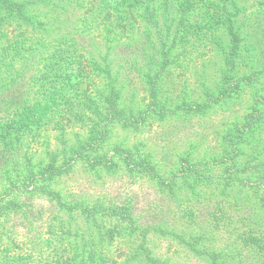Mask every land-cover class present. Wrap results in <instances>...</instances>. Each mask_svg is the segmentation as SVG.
I'll use <instances>...</instances> for the list:
<instances>
[{
    "label": "trees",
    "instance_id": "trees-1",
    "mask_svg": "<svg viewBox=\"0 0 264 264\" xmlns=\"http://www.w3.org/2000/svg\"><path fill=\"white\" fill-rule=\"evenodd\" d=\"M24 1L29 2L31 0ZM37 1L42 6H49L53 10L61 8L58 6L57 0ZM76 1L79 9H76L75 6L68 7L66 5L61 8L64 10L52 13L47 23L42 19L37 21L36 17L32 15L36 13H27L23 0H0V15L3 23L13 26L14 21L23 20L24 24H27L25 28L30 25L33 29H38L42 35L40 43L38 42V47L41 48L42 52L54 48L51 49V51L53 50L52 53L47 54L44 59V68L39 85L33 82L32 76L28 73H31L33 66L38 63L37 55L40 53L18 54L17 49L23 47V43L19 39L13 45L11 42L9 47L1 50L4 60L5 52L9 53L8 56H11V59L9 64L5 61L0 64V105H2L0 115L3 117L11 114V112H16L18 117L13 121L15 124L14 131L11 133L10 142L7 143L8 148L3 147L0 141V183L4 184V190L0 191V194L10 196L12 193L17 194L20 191L19 194H24L27 198V201L22 202L14 199L18 201L20 210L23 212L22 220L15 223L14 226L15 228L23 227L27 230L28 257L24 264H37L36 259L50 256L47 255L48 247L53 239L47 235L49 230H45L44 224L41 225L39 221L46 212H52L53 206L45 204L42 201L43 198L51 199L53 205H57L59 209H63L65 212L69 211L74 218L73 221L64 218L60 221L64 223L61 227V233L65 234L64 239H69L68 243L72 247L57 250L55 256L61 264H264V205L246 195L250 188L247 185H244L240 190L245 194L242 199H239L235 204L231 203V210L224 212V219L219 224L218 229L205 227L200 230L202 234L199 237L206 236L211 241H215L213 246L203 249L197 243L190 241L191 237L187 238L188 233L185 229H191L192 225H186L180 221L179 218L184 217V214L177 215L184 211L180 204L182 199L179 198L183 193L182 191L196 193L198 190L195 189V186H190V184L179 185L178 182H172L171 185L162 187V177L156 170L154 171V168L151 167L154 166L153 163L146 158L136 163L142 165L143 168H127V170L132 172L137 170L135 173L141 175L138 179L152 174L156 180L154 181V189L165 192L173 198L164 202L157 200L155 210L145 214L143 212H146V208H136L133 203L107 205L103 200L96 199L88 204L84 203L83 200L72 204L58 199L47 186L40 187L37 185L39 181H55L63 173L69 171L77 161L89 165V162L96 161L98 158L101 161L106 160L103 159L104 154H106L102 150L103 146L97 144L100 142L99 137H103L105 134L101 127L106 129L108 121L97 118L94 126L86 134L75 128V124L78 122L87 123L89 120H95L96 116H102L104 111L113 110L114 115L118 116L115 117L116 119H120L124 124L126 121L129 122L125 125L138 126L139 121L143 122L145 116L150 118L160 113L163 118H167L171 113L176 114L178 107L184 115H197L207 110H204V104H210L211 101L212 103L228 102L236 95L234 92L228 96L222 95L219 91L218 93H210L209 88L205 87V91L203 90L205 97L197 104L183 100L175 109L168 107L160 98L163 90L162 80L168 77L167 73L172 66L181 61L180 54L176 53L175 47L183 39L190 18L198 17L201 23L202 19L206 17V14L198 9L203 0H198V3L197 0ZM209 3L210 8L207 13H210L211 20H216L218 23L217 45L221 53L218 61L219 89L225 85L229 86L227 92H231L234 88L242 89L241 80L248 78V84L257 85L258 83L261 84V81L264 84V8H260L255 17L248 18L246 11L237 0H210ZM19 9L22 14L16 13ZM174 16L177 19L175 23H172L171 19ZM240 20H246L248 23L241 27ZM169 22L173 24L174 29L165 35V26ZM136 23L143 26L146 33L140 28L144 39H142L140 46L135 44L132 51L148 49L156 53L157 61L155 66H152L151 72L155 75V86H162L158 88L160 91L157 93V98L152 102L154 107L151 112L147 105L143 108L131 106L130 109L121 105V95L117 88L118 79L114 75L111 63H108L106 59L100 62L101 60L87 55V46L84 45L85 38L82 36L89 37L95 33L103 34L104 44L108 48L106 53H129L131 50L124 44V39L134 33ZM7 39L10 38L7 37ZM148 52L150 53V51ZM244 60L245 65L251 68L252 72L248 75L239 76L240 63ZM3 63L7 67L3 68ZM6 73L8 74L6 75ZM3 79L7 80L1 83ZM95 87L98 89L106 87V89L101 90L103 92L101 97H96L90 92ZM116 91L117 94H115ZM213 95H217V98L214 99ZM104 97L105 102L111 100L108 105H103ZM254 101L264 105V95H258ZM212 105L210 104L209 107ZM86 106L87 113L85 115ZM254 108L255 104H252L245 120L254 114L252 112ZM90 110H93L92 112L96 116L92 115ZM96 110L98 114L95 113ZM262 118L258 117L254 126L249 128L251 133L249 132L250 135L245 140L240 143L234 141L235 148L226 151L227 155H221L215 159L214 163L228 162L234 169L246 171L249 166L246 165V162H240L243 145L245 142H249L251 135L255 139V144L259 143L258 135L264 126V118ZM64 120L66 122L63 125ZM236 124L238 126L242 123ZM56 128L57 131L58 129L59 131L62 129V131L56 132ZM234 129L231 128L232 131ZM68 132H72L75 135V140L77 137V141L73 140L72 142L70 139L62 138L68 156V159L65 160L60 135L66 137ZM52 133L53 139L59 137L62 156L57 154L55 148L52 147ZM227 134L223 136L225 142L227 141ZM44 144L46 147L41 150L40 148ZM121 149L123 150L122 147ZM85 151L88 152L85 153ZM125 152L127 154L133 153L129 149ZM130 158L129 155L127 159ZM187 160L185 163L191 165L192 163ZM254 162L250 167L256 168L260 165L256 170L264 172V150L259 152ZM200 164H205V162ZM98 165L103 169L110 167L111 170H117V164L114 161L109 165ZM195 167L189 166L187 169ZM18 170L24 173L19 175L20 178H16L19 174ZM261 179L264 182V178L258 177V181ZM250 182L257 181L251 179ZM41 188L45 194H42ZM223 190L224 188H222ZM23 202H25V206H23ZM161 203L163 205L160 207ZM188 204L187 206H190ZM34 210H38L40 213L34 214ZM139 212L142 213L137 215ZM153 214L154 219H157L154 223H142L139 219L149 218ZM221 214L223 216V210ZM38 215L41 217L39 218ZM195 216L199 217L200 214L196 212ZM56 218H59L58 221L60 220L59 216ZM78 218L85 220L86 225H81ZM76 219L78 221H75ZM238 223L242 225H237ZM252 223L255 224L256 230L261 233V237L258 238L259 244L256 247H251L254 245L250 243L255 242L254 244H256L258 240H252L247 244L244 235L246 233L245 227ZM165 225L168 228H165ZM154 231L178 239L189 249L188 252L193 253L191 259L195 258L196 260H190V256H182L178 262L171 263L169 259L155 255L153 249L146 243L148 235ZM10 241L15 244V236ZM72 243L75 244L72 245ZM245 244L248 248L245 247ZM71 258H73V262ZM3 264L17 263L10 259Z\"/></svg>",
    "mask_w": 264,
    "mask_h": 264
},
{
    "label": "rangeland",
    "instance_id": "rangeland-1",
    "mask_svg": "<svg viewBox=\"0 0 264 264\" xmlns=\"http://www.w3.org/2000/svg\"><path fill=\"white\" fill-rule=\"evenodd\" d=\"M237 1L246 11L247 16H249L248 18L255 17L257 11H260V8H264V0ZM209 2L210 0L200 2L198 9L206 14L205 19L203 18L200 23L198 17L190 18L183 39L175 47L176 53L180 54L181 61L179 64L173 65L167 73L168 77L162 80L163 90L161 91L160 98L168 107L175 109L183 100L190 101L191 104H197L198 101L205 97L203 92V90L205 91V87L209 88L210 93H218L219 91L225 96L234 92L236 94L235 97L228 102L212 103L211 101L210 104H213V107H209L210 104H204V110L207 109V112L205 111L197 115H184L178 107L177 113H171L167 118H163L160 113L150 118L145 116L143 122L139 121L138 126L125 125L129 124V122L126 121L124 124L120 119H116L115 117L118 116L114 115L113 110L104 111L105 113L102 116H96L92 112L93 110H90L92 115L96 116L95 120H89L87 123L84 121L78 122L75 124V128L86 134L94 126L97 118H103L104 121H108L106 129L101 127L105 131V134L103 137H99L100 142L97 144L103 146L102 150L106 153L103 159L106 160L101 161L98 158L96 161L92 160L89 162V165L82 161L73 162L74 165L69 171L63 173L55 181H39L37 185L40 187L47 186L58 199L60 198L72 204L77 201L81 202V200L88 204L94 202L96 199L103 200L107 205L133 203L136 208H146V212H143L145 214L151 210H155L157 200L164 202L173 198L165 192L154 189V181L156 180H154L152 174L138 179L141 175H137V172L135 173L137 170H134V172L127 170V168H143L142 165H137L136 163L146 158L153 163L154 166L151 167L154 168V171L156 170L162 177V187L171 185L172 182H178L179 185L190 184V186H195V189L198 190L196 193L182 191L183 193L179 196L182 199L180 204L186 212L182 211L177 215L184 214V217L179 218L180 221L186 225H192L191 229H185L188 233L187 238L191 237L190 241L197 243L202 249L213 246V242L215 241H211L206 236L199 237L202 234L200 230L205 227L218 229L219 224L224 219V212L231 210V203H237L245 195L242 193L243 191H240L244 185L250 187L248 189L249 193L246 195L251 196L257 203L264 205V182L262 179L258 181V177L264 178V172L256 170L260 165L256 168L250 167V165L252 166L255 163L254 160H256L259 152L264 150V126L259 132L258 138L260 141L257 145L252 135L249 138V142H245L243 145L240 162H246V165L249 166L246 171L234 169L228 162L214 163L215 159L221 155H227L226 151L235 148L234 141L240 143L250 135L251 130L249 128L254 126L258 117L264 118V105L260 102H253L258 95H264V84H262V81L261 84L258 83L257 85L248 84L249 78L245 76L248 79L241 80L242 89L238 88L237 90V88H234L231 92H227L228 85L219 89L220 71L218 61L221 53L217 45L218 23L216 20H211L210 13H207V10L210 8ZM23 3L26 6L27 13H36L32 15L36 17L37 21H39L38 19H42L47 23L52 13L64 10L61 8L66 5L68 7L75 6L76 9H79L77 8L79 5L76 0H57L58 6H61V8L54 10L50 9L49 6H42L37 0L29 2L23 0ZM16 13L22 14V12L20 13V9ZM176 19L177 17L174 16L171 19L172 23H175ZM3 22L0 15V64L3 61L9 64L11 59V56H8L9 53L5 52L4 60L1 50L9 47L11 42L13 45L19 39L23 43V47L17 49L18 54L40 53L37 55L39 59L38 63L33 66L32 72L28 73L32 76L33 82L39 85L41 83L42 69L44 68V59L47 54L52 53L53 50L51 51V49L54 48L52 47L50 50L42 52L41 48L38 47V42L40 43L42 35L38 32V29H33L30 25L26 29L25 26L27 24H24L23 20L14 21L13 26ZM172 23L169 22L165 26V35L171 33L172 29H174ZM247 23L248 21L246 20H240L241 27ZM140 28L146 33L145 28L136 23L134 33L124 39V44L131 50L129 53H106L108 48L104 44L103 34L95 33L89 37L82 36L85 38L84 45L87 46V55L101 60L100 62L106 59L108 63H111L114 75L118 79L117 88L121 95V105L129 107V109L131 106L136 108L148 106L151 112L154 107L152 102L157 98V93L160 91V89L158 90L160 86L156 87L154 84L155 75L151 72L157 58L156 53L148 49L132 51L134 50L133 46L135 47V44L140 46L142 39H144ZM54 32L56 31L54 30ZM5 34L10 39H7ZM246 47L248 48V46ZM5 67H7L6 64H4L3 68ZM251 72L252 69L245 65V60L241 61L238 75H248ZM6 80L3 79L1 83L6 82ZM103 89H106V87L99 89L95 87L90 92L96 97H101L103 95L101 90ZM115 94H117V91ZM213 96L214 99L217 98V95ZM103 101V105H108L111 102V100L110 102H105V97ZM252 104H255V108L252 110L254 114L245 120ZM91 106L93 107V105ZM0 108H2V105H0ZM15 113L11 112V114L3 117L0 115V141L5 148H8L7 143L10 142L11 133L14 131L15 124L13 121L18 117ZM86 113L87 106L85 107V115ZM95 113L98 114V111L96 110ZM65 122L66 120L62 124L64 125ZM236 123L242 124L237 126ZM232 127L235 128L233 131L231 130ZM61 131L62 129L60 131L58 129L57 131L56 128V132ZM56 132L54 131V134ZM226 133L228 134L227 141L225 142L223 136ZM52 137L53 133L51 135L52 147L61 156L62 152L59 142L60 140L62 141V138L70 139L72 142L73 140L77 141V137L75 140V135L72 132H68L66 137L60 135V140L59 137L56 139ZM46 144L40 149L43 150ZM121 147L125 151L128 149L132 150L133 153L127 154ZM62 151L64 152L63 155H66H64L65 160L68 159L64 143ZM87 152L85 151V153ZM129 155L131 158L127 159ZM61 156L59 157L61 158ZM185 160L190 161L192 164L185 163ZM113 161L117 164V170H111L110 167H104L105 169H103L98 165H109ZM202 162H205V164H200ZM90 165L97 168L94 169ZM189 166L196 167L187 169ZM18 173L16 178H20L19 175L24 174L20 170H18ZM251 179L257 182L251 183ZM222 188H224L223 191ZM3 190L4 184L0 183V191ZM40 191L42 194H45L42 188ZM19 193H12L10 196L0 194V264L10 259L14 260L17 264H24L28 257L26 248L27 230L23 227L15 228L14 226L15 223L22 220L21 216L23 212L20 210L18 201H27L25 195ZM10 200L14 202H8ZM50 200L43 198L42 201L49 206H53L52 212H46L43 217L38 215L39 218L41 217L39 223L41 225L44 224L45 230H49L47 235L53 239L48 247L49 254L47 253V255L50 256H45L39 260L36 259L37 264H61L55 256L57 250L64 247L72 248L70 243H68L69 239H64L63 236L65 234L61 233V227H63L64 223L60 221L62 218L73 221V215L69 211L65 212L63 209H59ZM187 203L190 206H187ZM162 205L161 203L160 207ZM23 206H25V202H23ZM222 210L223 216L221 214ZM196 212L200 214L199 217L195 216ZM38 213H40L38 210H34V214ZM140 213L142 212L137 213V215ZM58 216L60 217L59 221V218H56ZM78 219L75 221H78ZM139 219H141L142 223H154L157 221V219H154V214L149 218ZM79 221L81 225H86L85 220L79 219ZM168 225L170 226V224ZM237 225L241 226L242 224L238 223ZM254 225L252 223L250 226H246V233L244 234L247 244L250 241L252 242V240H258L256 244H254L255 242L250 243L254 245L251 247L258 246V238L261 237V233L256 230ZM165 228H168V226L165 225ZM14 236L16 238L15 244L10 241ZM146 243L153 249L155 255L161 256L163 259H169L171 263L178 262L182 256H190V260H196L195 258L191 259L193 253L191 251L189 253V249L183 243H180L178 239H174L171 236H164L154 231L148 235ZM74 244L72 243V245ZM21 247L22 249H20ZM71 261H74L73 258H71Z\"/></svg>",
    "mask_w": 264,
    "mask_h": 264
}]
</instances>
